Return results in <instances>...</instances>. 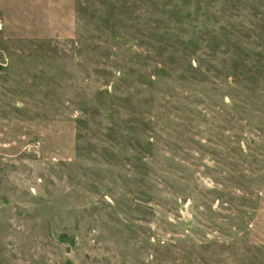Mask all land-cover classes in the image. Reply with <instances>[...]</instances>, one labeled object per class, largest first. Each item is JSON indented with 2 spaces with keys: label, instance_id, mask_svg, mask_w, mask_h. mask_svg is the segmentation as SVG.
Masks as SVG:
<instances>
[{
  "label": "rangeland",
  "instance_id": "rangeland-1",
  "mask_svg": "<svg viewBox=\"0 0 264 264\" xmlns=\"http://www.w3.org/2000/svg\"><path fill=\"white\" fill-rule=\"evenodd\" d=\"M0 264H264V0H0Z\"/></svg>",
  "mask_w": 264,
  "mask_h": 264
}]
</instances>
